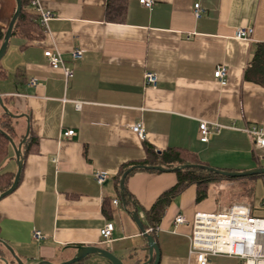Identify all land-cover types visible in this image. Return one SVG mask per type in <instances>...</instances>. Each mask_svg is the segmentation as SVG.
I'll return each instance as SVG.
<instances>
[{"label":"crops","instance_id":"1","mask_svg":"<svg viewBox=\"0 0 264 264\" xmlns=\"http://www.w3.org/2000/svg\"><path fill=\"white\" fill-rule=\"evenodd\" d=\"M113 1L40 0L54 15L49 32L32 41L12 37L0 62V123L11 126L16 146L22 144L23 162L17 188L0 200V238L25 264H62L81 247L104 248L124 264L149 260L147 239L133 214L147 227L145 211L177 184L176 172L136 170L125 185L137 210L112 204L122 199L124 173L146 166L148 148L186 151L223 171L264 166V150H255L246 131L264 130V86L245 77L264 44V0H155L152 9L140 0H124L122 23L107 20ZM195 4L202 9L199 18ZM16 10V0H0L2 32ZM26 10L36 16L30 6ZM241 27L254 30L251 40L236 39ZM53 48L74 71L68 82L44 56ZM76 49L83 57L73 61ZM220 67L227 70L226 85L215 79ZM147 72L158 76L156 87L145 83ZM202 121L223 128L202 142ZM138 123L147 134L144 141L132 131ZM70 130L75 136L63 137ZM8 143L0 156V176L15 180L18 160ZM96 171L109 176L104 186L95 182ZM258 182L264 196V180ZM218 198L213 188L197 202L193 185L169 205L155 237L159 264H198L189 252L193 220L196 213L222 211ZM180 214L188 224L175 229ZM107 222L115 229L111 241L103 243L100 231ZM35 231L43 239L35 240ZM0 249L1 258L17 264L3 245ZM80 263L111 264L98 255ZM209 264L243 263L211 257Z\"/></svg>","mask_w":264,"mask_h":264},{"label":"built area","instance_id":"2","mask_svg":"<svg viewBox=\"0 0 264 264\" xmlns=\"http://www.w3.org/2000/svg\"><path fill=\"white\" fill-rule=\"evenodd\" d=\"M141 5L147 9H152L155 0H140ZM30 7L33 9L38 18L39 24L46 32H49V22L54 18L51 11L43 8L40 0H32ZM200 4L194 5V15L199 18L201 16ZM254 30L248 27L238 28L235 32L236 39L251 40ZM44 56L49 65L55 70H61L64 74L66 82L74 76V71L67 65L61 52L57 48L47 49ZM83 51L76 49L72 53V60L78 61L82 59ZM215 79L221 85L227 84V70L220 67L215 72ZM145 83L148 86L156 87L158 76L156 73L147 72L145 75ZM31 86H36V81H31ZM76 108L80 109L81 104L77 103ZM223 127L218 124L202 121L200 123V135L202 142H208L212 132H220ZM132 131L141 139L146 140L147 134L142 123H138L132 127ZM254 140V148L257 151L264 150V130L254 126L246 130ZM75 136V132L70 130L63 133V137L71 138ZM94 180L99 186H104L109 180V176L103 171L94 173ZM114 206H119V200H113ZM188 224L187 219L183 215H178L174 221V228ZM193 233L190 237V255L195 256L198 264H209L211 257H229L240 260L243 264H264V196L254 208L252 213L248 204H238L227 208L226 211L217 213H196L193 220ZM114 224L107 222L101 229L100 234L103 243L111 241ZM160 227H151L146 230L147 234H157ZM35 240L43 239V235L39 231L33 234Z\"/></svg>","mask_w":264,"mask_h":264},{"label":"trees","instance_id":"3","mask_svg":"<svg viewBox=\"0 0 264 264\" xmlns=\"http://www.w3.org/2000/svg\"><path fill=\"white\" fill-rule=\"evenodd\" d=\"M32 0H21L22 2V12L15 22L13 28L12 37H20L25 40L32 41L44 36L45 30L40 26L37 16L32 15L28 12L26 8L30 6ZM127 13V3L124 0H116L111 2L107 10V20L114 23H122L125 19ZM5 33L0 30V47L3 43ZM246 79L253 81L259 85L264 86V44L258 46V50L253 59L251 67L246 72ZM1 129H5V133L12 137V128L5 122L0 123ZM9 140L0 132V156L5 154V149ZM148 158L143 165L146 166H160L166 170H174L178 177L177 184L170 190L163 193L148 211H145V217L147 218L149 225L145 227L149 229L151 227H157L161 224L166 210L169 205L180 196L187 188L190 186H196L197 190V202H201L208 198L210 191L217 185L222 184L227 181L242 180L245 182L243 188L237 193V201L229 204L230 206L238 204H248L251 207L252 213H254V208L256 207L255 198V187L259 179L264 180V175L261 176H250L246 178H227L215 173H210L207 170H203L197 167L179 169L185 165H203L207 164L199 161L196 155L180 150L170 149L169 151L163 153H156L153 149L148 148ZM264 167V166H259ZM126 171L123 170V173ZM14 177L10 174H4L0 176V194L8 191L13 185ZM122 192H120L121 195ZM124 197H121L120 203L125 206V209L137 210L138 204L132 196L126 190V185L123 190ZM122 196V195H121ZM219 203L220 200L218 198ZM222 205V204H221ZM228 208L224 206L222 211H226ZM156 237V234H151ZM1 240V238H0ZM1 245V244H0ZM2 250L0 249V256H2ZM1 258V257H0ZM79 264V263H78ZM81 264V263H80Z\"/></svg>","mask_w":264,"mask_h":264},{"label":"water","instance_id":"4","mask_svg":"<svg viewBox=\"0 0 264 264\" xmlns=\"http://www.w3.org/2000/svg\"><path fill=\"white\" fill-rule=\"evenodd\" d=\"M17 1V10L16 13L9 25L8 30L5 33V37L3 40V43L0 47V62L3 59V57L5 56L8 46H9V42L10 39L12 38L13 35V28L15 25V22L17 21V19L19 18L21 12H22V2L21 0H16ZM0 104L4 107L3 105V101H2V97L0 96ZM10 117H13V115H10ZM0 132L6 136L9 140V142L11 143V145L13 146V148L16 151V157L18 160V172L17 175L15 177L14 183L12 185V187L2 193L0 195V200H2L3 198H5L6 196H8L9 194H11L18 186L19 184V180H20V175H21V171H22V144H19L18 146H16V144L14 143L13 139L7 135L1 128H0ZM28 135V133H27ZM191 167H197L203 170H207L210 173H215L217 175L223 176V177H227V178H246V177H250V176H261L264 175V167H259V168H255L253 170L250 171H246V172H229V171H223V170H217L214 168H210L208 166H203V165H185L182 166L181 168H177L176 170L179 169H185V168H191ZM139 169H147V170H158V171H164L165 169L163 167L160 166H156V167H152V166H136V167H132L131 169L127 170L122 179H121V191H122V197H124L123 194V190L125 188V180L126 178L134 171L139 170ZM133 217L135 219V222L137 223L139 229L142 231V233L144 234L145 238L147 239L148 245H147V249L146 251L148 252L149 255V260L145 261L143 264H159L160 261V250H159V246L157 245L156 239L153 235L147 234L146 230L143 226V224L141 223L137 213L133 214ZM0 244L3 245L5 247V249L14 257L15 261L17 264H25L23 263L14 253L13 249L4 241L0 240ZM91 255H98L101 256L102 258L106 259L109 261V263L111 264H124L121 259L117 258L116 256H114L110 251L101 248V247H81L78 248L77 254L75 255V257L73 259H71L70 261H67L65 263L62 264H77L82 262L84 259H86L87 257L91 256ZM2 262H4L5 264H9V262L7 261V259L5 258H1L0 259ZM39 264H52L50 262H41Z\"/></svg>","mask_w":264,"mask_h":264},{"label":"rangeland","instance_id":"5","mask_svg":"<svg viewBox=\"0 0 264 264\" xmlns=\"http://www.w3.org/2000/svg\"><path fill=\"white\" fill-rule=\"evenodd\" d=\"M250 159L253 161L254 165L257 166V163L252 159V156H250ZM210 168H213V167H210ZM217 170H219V169H217ZM250 170H253V169H250ZM250 170L238 171V172H246V171H250ZM246 181H248V180H246ZM258 181H257V184L259 183ZM245 182H242V180L241 181L240 180H234V181L223 182L222 184L215 186L214 189L219 195V200H220L221 204L224 206H227V205L231 204L232 202H235V200L237 201L238 199H237L236 194L240 192V190L243 188V186H244L243 184ZM257 184L255 187L256 188L255 189L256 205H258V203L261 201L262 196H263V188L261 185H258V187H257ZM217 212H221V210L216 208V209L210 211L209 213H217Z\"/></svg>","mask_w":264,"mask_h":264}]
</instances>
